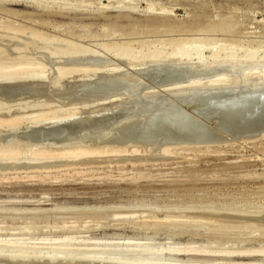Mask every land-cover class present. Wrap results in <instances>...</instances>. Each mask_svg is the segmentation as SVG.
Listing matches in <instances>:
<instances>
[{
    "label": "rangeland",
    "instance_id": "1",
    "mask_svg": "<svg viewBox=\"0 0 264 264\" xmlns=\"http://www.w3.org/2000/svg\"><path fill=\"white\" fill-rule=\"evenodd\" d=\"M204 39L200 59L191 48ZM178 40L191 52L184 72L150 56ZM221 44L264 51V0H0V151L137 148L73 167L40 164L59 155L32 164L31 146L17 162L2 155L0 264H93L67 257L131 259L145 247L169 264H264V252L242 253L264 251V138L223 137L200 113L264 85V69L212 62ZM165 142L212 146L163 154Z\"/></svg>",
    "mask_w": 264,
    "mask_h": 264
},
{
    "label": "bare ground",
    "instance_id": "2",
    "mask_svg": "<svg viewBox=\"0 0 264 264\" xmlns=\"http://www.w3.org/2000/svg\"><path fill=\"white\" fill-rule=\"evenodd\" d=\"M218 28H220V29H223V24H221V25H218L217 26ZM183 41H184V39H182ZM182 40H181V42H180V40H178V42L176 41H174V42H172L171 41V43H175L177 46L176 47H174V49L173 50H171L170 52H166L167 53V56L165 55V53H164V55L163 56H161V53L162 52H160V51H156V52H153V53H149L150 54V56H151V58H154V59H160V58H163L162 59V62H160L161 61V59H160V61L158 62L157 61V64H163V65H167V66H169V67H172V68H174L175 70H179V72L181 71V72H184L185 71V67L186 66H184V62H186L188 59H190L189 58V55H190V48L188 49V44L189 43H187L186 41V43L185 42H182ZM188 41H192V39L191 40H188ZM206 41H208V39H204V41L202 40L201 42H197V45H194V46H192L193 48H191V49H193V53L195 54V57H199L200 59H202V57L204 56H202V52H201V47H202V45L204 46V44H206L207 42ZM210 41V40H209ZM178 43V44H177ZM192 44H195L193 41L191 42ZM208 44V43H207ZM214 45V44H213ZM222 45V44H221ZM184 46H187V47H184ZM224 46H226V44L225 45H222L221 47H220V45L218 46V47H216V48H214L213 50H212V52L210 53V60H212V62L214 61V62H219V61H224V62H235V63H233L232 65H233V68H234V70H233V73H238L239 74V72L241 73V72H253V71H256V73L257 72H259V73H261L262 74V72H261V70H263L264 69V51L261 53V54H258L256 51L258 50V48H256V47H245L244 49H243V51L241 52V54H239V55H237L234 51H236L237 49H235L234 51L232 50V48H233V46H232V48L230 49V48H228V49H225L224 48ZM248 46V45H247ZM126 46H124V48H123V46H122V48H123V50L125 49V50H127L126 48H125ZM226 47H228V44H227V46ZM242 47V46H241ZM261 47V46H260ZM122 48H121V51H122ZM204 48L206 49V47L204 46ZM204 48H202V49H204ZM208 49H210V48H208ZM207 49V50H208ZM211 49H212V46H211ZM123 51V52H125L124 54H122V55H125L126 54V51ZM239 50V51H240ZM262 50V49H261ZM163 51V50H162ZM203 51V50H202ZM222 53H221V52ZM258 51H260V50H258ZM95 52V51H94ZM118 53V52H117ZM122 53V52H121ZM120 53V54H121ZM130 53V52H129ZM148 53V52H147ZM92 55V54H91ZM90 55V56H91ZM131 55V54H130ZM72 56V55H71ZM148 56V55H147ZM192 56V55H191ZM190 56V57H191ZM258 56V57H257ZM77 57H79V56H77ZM166 57V58H165ZM96 58V57H95ZM165 58V59H164ZM71 60V59H70ZM74 61H76V60H74ZM86 62V61H85ZM230 62V63H231ZM72 64H73V62H71ZM70 63V64H71ZM69 64V65H70ZM215 64V63H214ZM227 64V63H226ZM78 65V64H77ZM188 65V64H187ZM221 66L220 67H222V65H223V67H224V64H220ZM228 65V64H227ZM231 65V66H232ZM71 68V67H70ZM77 68V67H76ZM168 68V67H167ZM169 69V68H168ZM188 69V68H187ZM190 69V68H189ZM188 69V70H189ZM217 69V68H216ZM184 70V71H183ZM64 72H62V75L64 74H66V73H69L70 71H73L72 69H68V70H63ZM76 71H78V70H76ZM166 72V71H165ZM186 72H187V70H186ZM25 73V72H24ZM229 73V72H228ZM16 73L15 72H11V74L9 73L7 76L9 77V76H12V75H15ZM70 74V73H69ZM183 74V73H182ZM229 74H231L232 75V73H229ZM245 74V73H244ZM68 75V74H67ZM110 75V74H109ZM227 75V74H226ZM230 75V76H231ZM255 75V74H254ZM263 75H264V72H263ZM245 76H247V75H245ZM257 76V75H256ZM259 76V75H258ZM219 77V80L221 79L220 77H223V76H218ZM228 77V76H227ZM227 77H225V78H227ZM232 77V76H231ZM234 77V76H233ZM241 77H242V75H241ZM244 77V76H243ZM255 77V76H254ZM263 77V76H262ZM17 78V77H16ZM25 78V77H24ZM27 78V77H26ZM106 78V77H105ZM164 78H166V77H164ZM177 78V77H176ZM224 78V77H223ZM257 78V77H256ZM260 78H261V76H260ZM11 79H13L12 77H11ZM170 80H172V79H170ZM169 80V81H170ZM217 80H218V78H217ZM217 80H215V81H217ZM222 80V79H221ZM224 80V79H223ZM226 80V79H225ZM224 80V81H225ZM22 81V80H21ZM258 81H259V79H258ZM261 81H263V80H261ZM260 81V82H261ZM172 82V81H171ZM221 82V81H220ZM177 83V82H176ZM257 84V83H256ZM255 84V85H256ZM260 84V83H259ZM171 85V84H170ZM174 85V84H173ZM258 85V84H257ZM177 86V85H176ZM224 86V85H223ZM253 87V86H252ZM221 88V87H220ZM226 88V87H225ZM224 88V89H225ZM222 90V89H221ZM223 91V90H222ZM226 91V90H225ZM234 91V90H233ZM232 92V91H231ZM234 94L235 93H237V94H239L238 92H236V91H234L233 92ZM241 94H239V95H233V97H231V99H230V97H228L229 99H228V101H226V102H223V103H219V104H213L212 106H210V107H208V108H206V110L205 109H203V111H200V113L201 114H203L204 115V117L206 118V119H208L210 122H212V123H214V124H216V125H218V126H222L223 128V137H228V136H230V137H232L233 139H235L236 141H239L240 143H242V142H254V141H257L258 139H261V138H264V85H262L261 87H258L257 89H251L250 91H248V92H245L244 94H242V92H240ZM156 97H158V96H156ZM222 98V97H221ZM151 99V98H150ZM226 100H227V98H225ZM219 99H217V101H218ZM220 100H222V101H224V98L223 99H220ZM183 101V100H182ZM214 101V100H213ZM148 102V101H147ZM163 102V101H162ZM165 102V101H164ZM207 103V102H206ZM212 102H210L209 104H211ZM162 104V103H161ZM165 104V103H164ZM168 104L169 105H171L170 104V102H168ZM150 105V104H149ZM149 105L147 106L148 107V109H147V111L146 112H148V110H149ZM169 105H167V106H169ZM206 105H208V104H206ZM125 106V105H124ZM141 107V106H140ZM200 106H197V107H194V110H202L201 108H202V106L199 108ZM162 108V107H161ZM158 109V108H157ZM166 109V108H165ZM172 109H175L173 106L172 107H169L168 109H166V110H161L162 112H160L158 115H155V116H153V114H152V118H157V117H160V116H163V115H165V114H169V113H171V111H173ZM152 110V109H151ZM151 110H149L150 112H151ZM160 110V109H159ZM192 110V109H191ZM144 112V111H143ZM152 113V112H151ZM153 113H154V111H153ZM156 113V112H155ZM40 115V114H39ZM39 115H36V118H37V121H39L38 119H39V117H37V116H39ZM45 116V115H44ZM150 115H148V117H149ZM40 117H42V116H40ZM70 117V116H69ZM114 117V116H113ZM151 117V116H150ZM44 118V117H43ZM33 119H34V117H33ZM32 118H28L27 120L28 121H31V123H32V120H33ZM40 119H42V118H40ZM82 119V118H81ZM36 120V119H35ZM69 120V119H68ZM68 120H65V121H63V122H60V123H58V124H56L55 126H53L54 127V129L52 128V130H53V133H54V131L55 132H57V131H59L58 133H55L56 135L57 134H62L64 131H61V128H63V127H65V122L68 124ZM78 120V119H77ZM91 120V119H90ZM158 120V119H157ZM34 121V120H33ZM68 121V122H67ZM88 121H89V119H88ZM36 122V121H35ZM76 121H74V123H75ZM84 122V121H83ZM85 122H86V120H85ZM108 121H106V123H107ZM129 122V121H128ZM151 122V121H150ZM26 123V122H25ZM125 123V122H124ZM209 123V122H208ZM89 124V123H88ZM132 124H133V122H132ZM132 124H130V125H132ZM150 124H152V123H150ZM93 125H97V124H94L93 123ZM127 125V124H126ZM152 126V125H151ZM214 131V130H213ZM52 132V131H51ZM50 132V134H52ZM65 133V132H64ZM67 133V132H66ZM158 134V133H157ZM55 135V136H56ZM59 135H57V136H59ZM228 135V136H227ZM48 136V135H47ZM51 136V135H50ZM52 136H53V134H52ZM62 136H64V135H62ZM67 136V135H66ZM111 140H112V138H111ZM209 140H211V139H209ZM262 140V139H261ZM92 141V144H93V140H91ZM217 141V140H216ZM135 142H137V141H135ZM234 142V141H233ZM78 143V142H77ZM112 143V142H111ZM166 144H167V149L166 150H164V148H166V147H163L160 151H162L163 152V154H164V152L165 153H168V152H166V151H168L169 150V148L171 147H175V146H180L181 148L183 147V148H190V149H192V148H194V147H197V149L199 148V146L200 147H209L210 146V144L211 143H209V142H207V143H205V144H203V145H197V144H190L191 142H177V143H171L170 145L167 143V142H165ZM222 143V142H221ZM82 144V143H81ZM87 144V143H86ZM72 145V146H70V145H68V146H64V147H50V146H43V145H39V144H37L38 146H43V147H38L37 146V148L35 149V147H36V145L34 144V145H29L28 146V148H30V146L31 147H33L32 149H34V150H30V149H28L26 146V150L28 149V150H30L29 151V154H31V156H29V158L30 157H32L31 159V162H32V164H33V162H35L34 164H36V162H39L41 159H43L42 157H44V159L46 158V156H48V158H49V156H53V155H56V156H62V158L60 157H57V159H56V157L54 158V159H56V160H54V161H52V157H50L49 159H51V161H41L40 162V164H43L45 167H56V166H71L72 165V167H73V165H77V164H87L88 162H90V160L93 158V157H96L97 158V156L98 155H100V154H104L105 155V153H115V154H117V153H123V152H129L130 150H131V152H136V149L137 148H135L136 146H131V145H113V146H102V147H100V146H97V147H94V146H90V144L89 145ZM152 144H155V143H152ZM217 144H219V143H217ZM226 144H228V143H226ZM53 145V144H52ZM211 146H212V144H211ZM218 146V145H217ZM50 147V148H49ZM15 149H10L9 151L8 150H6V152L5 153H7L6 155H5V153L1 150L0 152L1 153H3V154H1L0 153V157H1V159H2V157L3 158H6L9 162H17L18 161V159L20 158H18V155L20 154V153H22L23 151H26V150H24L23 149V151H22V148L21 149H19V148H17V147H14ZM150 148H153L154 150H155V145L153 146V147H150ZM196 149V150H197ZM28 150H27V152H28ZM153 150V151H154ZM175 150H176V148H175ZM195 150V149H194ZM171 154H172V152H170ZM169 153V154H170ZM132 154V153H131ZM3 155V156H2ZM109 155V154H108ZM110 155H112V154H110ZM117 155H119V154H117ZM21 156V155H20ZM23 156V155H22ZM116 156V155H115ZM54 157V156H53ZM90 159V160H89ZM139 160V159H138ZM7 161V162H8ZM29 161V160H28ZM30 162V163H31ZM51 162L53 163L54 162V164H52L51 165ZM94 162V161H93ZM50 163V164H49ZM138 163H140V162H138ZM23 164V163H22ZM16 165H17V163H16ZM25 165H27V164H25ZM24 165V166H25ZM10 166H11V164H10ZM13 166V165H12ZM21 166V168H23L22 167V165H19L17 168H19ZM30 167L32 166V165H29ZM36 166V165H35ZM38 166H39V164H38ZM37 167V166H36ZM45 167H43V168H45ZM87 167V166H86ZM3 168V167H2ZM38 168H40V167H38ZM65 168V167H64ZM63 168V169H64ZM67 169H68V167H66ZM70 168V167H69ZM6 169V168H5ZM51 169V168H50ZM59 169H61V168H59ZM58 168L57 169H55L56 171L57 170H59ZM15 170V169H14ZM42 170V169H41ZM40 170V171H41ZM46 170V169H45ZM48 170V169H47ZM52 171L54 170V169H51ZM37 171V170H36ZM39 171V170H38ZM43 171H44V169H43ZM56 171H54V172H56ZM45 172V171H44ZM49 172V171H48ZM53 172V173H54ZM58 172V171H57ZM60 172H61V170H60ZM37 173V172H36ZM39 174H40V172H38ZM41 173H43V172H41ZM139 174V173H138ZM67 239V238H66ZM63 240V239H62ZM65 240V239H64ZM56 241V240H55ZM59 242V241H58ZM61 242V241H60ZM64 242V241H63ZM57 243V242H56ZM65 245V244H64ZM23 246V245H22ZM51 248V247H50ZM192 248V247H191ZM194 248V247H193ZM196 248V247H195ZM163 249H165V248H163ZM169 249V248H168ZM183 249V248H182ZM263 249V248H262ZM184 250V249H183ZM191 251H201V250H190V252ZM57 252V251H56ZM65 252V251H64ZM153 252V250L151 249V248H149V247H145V248H143L140 252H139V254L140 255H138L137 257H135V258H131V259H125V258H121V257H112V258H107V259H104V257L101 255L102 254V251H98V252H95L94 254H92V255H80V256H69V257H67V258H71L72 257V259H73V261L75 262V263H84V262H88V261H92L93 262V264H95V262H97V263H102V264H169V263H163V262H160V261H158V260H148V259H146L145 258V256L147 255V254H151ZM163 252V251H162ZM237 252V251H236ZM238 252H240V250L238 251ZM237 252V253H238ZM242 252V251H241ZM240 252V253H241ZM264 251H261L260 249L259 250H256V251H254V249L252 250V251H250V250H248V252H242L243 254H245V253H249L250 255H254V254H257L258 255V253H263ZM20 253H22L21 251H20ZM199 253V252H198ZM236 253V254H237ZM239 253V254H240ZM238 254V255H239ZM246 254V255H247ZM242 255V254H241ZM261 256V255H260ZM65 257V256H64ZM66 257H65V259H66ZM68 260V259H67ZM254 264V263H253Z\"/></svg>",
    "mask_w": 264,
    "mask_h": 264
}]
</instances>
